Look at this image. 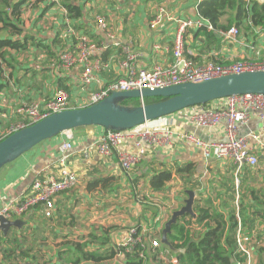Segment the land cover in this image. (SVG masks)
<instances>
[{"label": "crops", "instance_id": "0c3cea01", "mask_svg": "<svg viewBox=\"0 0 264 264\" xmlns=\"http://www.w3.org/2000/svg\"><path fill=\"white\" fill-rule=\"evenodd\" d=\"M76 1L84 9L82 21L88 24L84 27V33L85 31L90 33L85 34L103 47L99 54L103 64V70L99 75L101 84L82 86L76 71L60 70L57 66L58 61L48 66L50 61L44 56L47 51L45 47L51 46L56 57H59L58 52L62 50H59V41L64 39L66 28L61 27L64 19L63 8L59 5L55 7L43 0L37 3L36 9L33 10L34 13L37 11L35 19L29 23V6L25 7L22 10L21 22L14 23L21 29L20 33L16 34L14 31L11 33L10 29L0 30V40L10 39L21 42L26 40L27 43L24 52L8 51V55L12 58L7 56L10 60L9 65L0 62V136L11 124L22 120L15 113L18 107L29 101L43 105L52 97L56 89L62 88L68 91L74 105L82 107L84 100L92 92L119 75V63L125 57L127 50L136 54L135 64L139 69H148L154 64L170 65L178 20L199 19L197 3L200 0ZM160 5L165 6L166 15L159 27L151 29L149 22ZM96 15L104 17L113 38H109L98 29L94 21ZM225 21L224 17L223 22ZM201 29L206 28H190L183 36V53L195 65L207 62L228 64L240 59L258 61L262 58L264 52L262 30L239 32L235 40L225 41L220 31L206 29V32L214 33L218 39L215 45L206 48L205 36L199 33ZM196 33H199V36ZM29 35L41 41V49L34 47L29 49ZM54 40L57 41L55 46ZM52 67L60 71L54 75L51 71ZM212 105L210 104L211 107ZM183 112L174 113L145 125L157 130L169 129L193 134L205 143L225 141L224 122L212 129L201 128L183 119L186 109ZM103 132L104 130L99 127H85L77 129L76 132L61 134L41 142L1 169L0 209L27 193L34 179L56 175L62 165L70 167L76 173L77 183L74 188L56 196L52 219H41L44 220L41 224L40 221L28 223L20 229L10 228L6 234L0 231V264H29V250L25 254L23 252L24 249H29V235L37 228L40 237L35 246L38 250L35 253L38 258L37 263L67 264L68 257H74L75 254L71 251L67 258L64 255L57 257V254L64 249H70L73 243L91 242L89 234L97 236L106 234L108 237L107 246H104L106 248L113 245L125 246L130 231L136 228L145 236L162 232L164 224L168 221L165 220L167 214L165 208L171 207L172 214L183 207L185 200L188 199L186 191H193V205L201 195L203 199L214 200L213 205H219L223 200H227V194L230 195L226 190L232 189L234 179L233 166L229 161L214 158L207 160L203 157L201 149L172 135L167 146L145 145V153L140 156L139 162L133 170L125 173L119 168L116 156L103 158L91 150L92 145ZM238 134L247 138L251 134L258 135V141L250 137L247 141L254 148L253 152L258 159L257 165L254 168L245 166L240 174V180L244 179L245 195H248V190L255 191L253 194L257 195L259 193L256 189L264 188V121L251 117L246 124L240 125ZM68 136L72 138V148L68 152L61 153L58 146L63 140L68 139ZM135 144L132 132L128 131L118 150L136 153ZM88 149L92 153L89 157H84L83 151ZM187 164L191 165L193 172L188 179L197 180L200 188L182 190L176 178L168 185L166 191H150L148 180L158 171ZM108 178L112 179L107 189L89 190V182ZM133 181L136 183L135 187ZM216 181H221L223 188ZM137 192L144 197L142 200L136 197ZM250 197L252 196H248L251 200ZM157 219L160 221L157 222ZM5 237L12 239V242H8ZM86 246L100 248L94 243ZM33 253L34 251L30 254ZM121 258L122 255H115V260L120 261ZM85 264L91 263L87 261Z\"/></svg>", "mask_w": 264, "mask_h": 264}, {"label": "built area", "instance_id": "2783aa9c", "mask_svg": "<svg viewBox=\"0 0 264 264\" xmlns=\"http://www.w3.org/2000/svg\"><path fill=\"white\" fill-rule=\"evenodd\" d=\"M53 2L58 5L60 0H53ZM63 14L65 21L64 28L66 27L63 37H70L71 42L62 49L58 58V68L64 72L76 71L79 75V83L82 86L101 84L99 75L103 70V64L99 58V54L103 50V47L83 31H77L72 28L68 18H66L65 10H63ZM165 15V6H158L149 22V27L151 29L159 27L163 23ZM94 21L98 29L109 38H113L104 17L96 15ZM177 23V34L172 49V62L170 65L162 66L160 64H154L148 69H139L135 64L136 54L127 50L125 57L119 63V75L106 85H101L96 91L92 92L84 100L82 107L95 104L114 92L141 91L143 89L155 90L172 85L199 82L232 74L264 71V52L262 53V58L258 61L240 59L228 64L207 62L195 65L183 53V36L190 28L199 29L204 27L208 30H213V28L206 20L201 18L197 20L181 19ZM220 34L225 41H233L239 36V30L236 27H232L228 31H220ZM139 101L141 104H144L143 98H140ZM211 104H213L212 107L196 106L186 109V112L183 110L185 112H183V119L198 127L208 129L215 128L221 122H224L223 133L225 141L223 142L205 143L193 134L176 132L169 129L157 130L143 124L127 131H104L96 139L91 150L103 158L116 156L119 168L123 172L129 173L139 162L140 156L145 153V145L154 147L167 146L169 144V138L174 135L187 142V144L201 149L203 157L207 160L214 158L229 161L233 166L236 216L238 219V231H240L241 223L237 206L239 192L237 188L243 168L245 166L254 168L257 165L258 159L253 152L254 148L247 141L249 137L258 141V135L251 134L248 138L240 137L238 129L240 125L246 124L251 117L264 121V94L230 96L216 100ZM72 108L81 107L74 105L73 99L68 91L62 88L56 89L52 97L43 105L36 101H29V103H23L18 107L15 113L22 120L11 124L0 138H4L26 126L36 123L53 113ZM128 131L132 132V136L136 141V153L121 152L118 150V146L127 137ZM71 148V136H68V139L63 140L58 146V150L61 153L68 152ZM91 150H84L83 156L89 157L92 153ZM76 183V173L70 167L62 165L56 175L34 179L27 193L0 209V217L9 221L21 219L31 213L35 207L40 206L42 211L35 215H40L47 220L52 219L54 217L56 196L74 188ZM157 220V222L160 221V219ZM135 234V229L129 233L127 242H125V246L128 249L135 243L141 244L142 240L140 237H133ZM145 239L153 247H159V238H154L156 240H153L150 236H145ZM243 241H247V239L238 235L237 243L240 249L249 257L248 251L242 245ZM159 258L166 260L162 256V253L159 254ZM167 261L172 264L177 263L175 258Z\"/></svg>", "mask_w": 264, "mask_h": 264}, {"label": "trees", "instance_id": "16d2710c", "mask_svg": "<svg viewBox=\"0 0 264 264\" xmlns=\"http://www.w3.org/2000/svg\"><path fill=\"white\" fill-rule=\"evenodd\" d=\"M28 1L29 7L33 10L37 1L32 3L33 0H0V30L10 29L11 33L14 31L16 34L21 32V29L15 26L14 23L15 21L17 23L21 22L22 10L28 6ZM49 4L54 5L51 1ZM59 6L65 10L66 18H68L72 28L84 32V27L88 26V24L82 21L84 9L81 8L80 4L76 0H60ZM197 14L199 18L206 20L214 30L228 31L230 28L236 27L239 32L243 33L250 32L253 29L264 31V0H201L197 4ZM224 17L226 19L225 22H223ZM64 25L65 21L63 19L61 27L64 28ZM206 31V29H201L199 33L205 36L206 48H209L215 45L218 39L214 33ZM85 33L90 34L87 31ZM199 33H196V35L199 36ZM70 42V37H64L63 40L59 41V50L64 49ZM56 44L57 41L54 40L53 45L55 46ZM40 45L41 41L38 38L29 35V49L31 47L41 49ZM26 47V40L22 42L10 39L0 40V62L9 65L10 60L7 59V56L10 59L12 58L8 55V51L24 52L27 49ZM45 49L47 51L44 56L50 61L48 66H51L50 64L52 63H57L58 57L53 52V48L46 46ZM46 58L45 61H47ZM161 100L164 99L147 98L143 102L148 104ZM131 103L134 104L131 105ZM121 104L139 106L141 103L139 99H129ZM210 104L207 103L201 106L209 107ZM4 138H0V141ZM190 172V164L171 166L166 170L158 171L148 180L149 189L151 192H164L176 178H178L182 190L200 188L197 180L188 179L193 174V172ZM110 179L112 178L95 179L89 182L88 188L89 190H95L96 188L107 189ZM216 182L223 188L224 185L220 183L221 181ZM133 184L135 187L136 183L134 181ZM243 187L244 179H239L237 191L240 194L237 206L241 223L240 231H238L235 184L233 183L232 189L226 190L230 192V195H226L227 200H223L219 205H213L214 200L203 199L202 195L197 198L192 208L195 217L184 215L179 217L176 223L171 226V231L167 235L169 246L161 244V231L150 235L151 239L156 240L154 238H159L160 241L159 247H153L149 241H146L145 235L140 234L136 228V234L133 237H140L142 241L141 244H133L130 249L127 246L120 245L104 248V246H107L108 237L106 234L101 236L89 234L91 242H85L84 244L73 243V246L69 247L70 249H64V251L59 252L57 257L67 255V258L71 251L75 254L74 256L81 255L80 259L78 257H68L67 264H80V260L84 264L87 261L91 264H114L117 261V259L115 260L116 254L122 255L121 260L117 261L118 264H172L167 261L171 258L176 259V264H248V262L249 264H264V188L256 189V192L259 193L257 195L253 194L255 193L253 190H248V195H245L246 191L243 192ZM181 192L183 193V191ZM249 195L252 196L250 197L251 200L248 198ZM41 211L42 208L37 206L23 218L29 223L40 221L41 224L44 222L41 219L44 218L40 215H35ZM238 235L247 239V241L242 242V245L248 251L249 257L240 249L237 243ZM4 239L12 242V239L8 237ZM39 239V228H37L35 232L29 235V249H24L23 252L25 254L29 250V261H33L31 264H38L36 261L38 258L35 256L38 250L35 246ZM92 243L97 244L100 248L94 249L86 246V244ZM33 251L34 253L30 254ZM160 253H166V260L159 258Z\"/></svg>", "mask_w": 264, "mask_h": 264}, {"label": "water", "instance_id": "95a60500", "mask_svg": "<svg viewBox=\"0 0 264 264\" xmlns=\"http://www.w3.org/2000/svg\"><path fill=\"white\" fill-rule=\"evenodd\" d=\"M242 94H264V71H252L211 78L199 82H187L170 87L130 92H114L103 100L81 108L53 113L26 126L0 141V171L43 141L82 127H99L104 131H126L148 122L167 117L191 107L205 105L216 100ZM163 98L164 100L139 106L121 103L129 99ZM185 205L174 211L164 224L161 244L168 245L167 235L179 217L190 215L194 201L193 191H186ZM27 220H5L0 217V231L6 234L10 228L20 229Z\"/></svg>", "mask_w": 264, "mask_h": 264}, {"label": "rangeland", "instance_id": "374dc122", "mask_svg": "<svg viewBox=\"0 0 264 264\" xmlns=\"http://www.w3.org/2000/svg\"><path fill=\"white\" fill-rule=\"evenodd\" d=\"M35 1L40 2L41 0H33L32 3H34ZM42 1H43V0H42ZM47 1H49V0H46V2H47ZM37 2L35 3V6H34L33 10L36 9V7H37L36 4H37ZM49 2H50V1H49ZM51 2H52V3H55V2H53V0H51ZM58 5H59V4H58ZM132 5H133V6H136L135 3H132ZM28 6H29V1H28ZM28 6H26V8H27ZM54 6L57 7V4L55 3ZM28 10H29V23H30V22L33 21V19H35V15H36L35 13H36L37 11H35V13H34L33 10H32L30 7H29ZM63 17H64V14H63ZM61 51H62V50H61ZM61 51L58 52V53H59L58 55L61 54ZM58 58H59V57H58ZM51 71H53V74L55 75V74H57L60 70H59V69H56L55 67H52V68H51ZM133 104H134V103H131V105H133ZM82 128H85V127H82ZM72 131H73V132H76L77 129H74V130H72ZM135 194H136V197L139 198V199H141V200L144 198V197H143L140 193H138V192L135 193ZM178 205H179V204H178ZM176 207H177V205H176ZM171 209H172L171 207H166V208H165V211L167 212L166 217H165V220H169V219H170V214H171L170 210H171ZM172 210H173V209H172ZM119 213H120V212H119ZM165 254H166V253H162V256H163L164 258H166V257H165V256H166ZM64 256H67V255H64ZM77 257L80 259V258H81V255H80V256H74L73 258H77ZM55 258H57V257H55ZM73 258H72V259H73ZM80 264H84V262H82V261L80 260ZM114 264H118V263L115 262Z\"/></svg>", "mask_w": 264, "mask_h": 264}, {"label": "clouds", "instance_id": "9594fccd", "mask_svg": "<svg viewBox=\"0 0 264 264\" xmlns=\"http://www.w3.org/2000/svg\"><path fill=\"white\" fill-rule=\"evenodd\" d=\"M200 2V1H199ZM144 100V99H143Z\"/></svg>", "mask_w": 264, "mask_h": 264}]
</instances>
